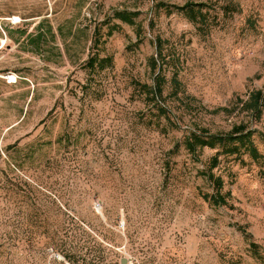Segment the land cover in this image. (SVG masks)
<instances>
[{
    "label": "rangeland",
    "instance_id": "rangeland-1",
    "mask_svg": "<svg viewBox=\"0 0 264 264\" xmlns=\"http://www.w3.org/2000/svg\"><path fill=\"white\" fill-rule=\"evenodd\" d=\"M260 89L264 0H0V264H264V159L185 148L248 123L264 155L238 106Z\"/></svg>",
    "mask_w": 264,
    "mask_h": 264
},
{
    "label": "trees",
    "instance_id": "trees-1",
    "mask_svg": "<svg viewBox=\"0 0 264 264\" xmlns=\"http://www.w3.org/2000/svg\"><path fill=\"white\" fill-rule=\"evenodd\" d=\"M162 5L163 3H159ZM200 6V5H199ZM191 4L185 5L183 7H178L179 11H187L189 14V19L191 22L198 24L204 20L205 15L202 13V9L198 10V14L194 9H191ZM138 16V13H131L128 11L116 12L114 18L126 23L130 26L136 27L137 23L135 18ZM119 29L118 25H113L110 27L108 36H112L114 32ZM142 31L141 26H137L138 35ZM25 33L22 34L24 36ZM98 37V34H96ZM98 39V38H97ZM96 39V40H97ZM99 40V39H98ZM155 46L157 49V57L153 56L150 59L149 66L151 70L157 74L155 82L156 85L154 89H151L148 85H143L144 89L150 90L152 94H154V98L159 100H164V91L165 84L168 83L167 76L164 74L163 65H168V60L166 59L165 52V41L158 37L155 40ZM108 62L112 64V59L104 58L100 59L99 55H93L89 58L87 66L90 69L96 68H104V64ZM177 77H173L171 79V83L173 85H179ZM192 100L189 97L188 102ZM240 104V112L246 113L250 116L252 122H259L264 115V89L255 90L251 92L248 96V99L242 100L238 99ZM219 112H230L228 108H219L214 111V113ZM257 133L256 130L250 128L248 123H241L233 127V129L227 135L216 134L213 135L209 133L206 129L202 130L200 133L193 132L191 133L185 141V148L187 151L193 155H196L199 150L204 148L216 149L221 148V151L218 154H227V155H235V154H249L252 159L258 161L260 159H264V155H262L258 149V147L254 143V136ZM262 140L264 142V135H262ZM219 159L215 156L211 161L210 172L207 174V177L210 181L213 182L215 193L214 194H205V201L209 202L214 206H228L229 199L231 197V193H224V180L222 177H217L213 170L218 166ZM248 236V235H247Z\"/></svg>",
    "mask_w": 264,
    "mask_h": 264
},
{
    "label": "built area",
    "instance_id": "built-area-1",
    "mask_svg": "<svg viewBox=\"0 0 264 264\" xmlns=\"http://www.w3.org/2000/svg\"><path fill=\"white\" fill-rule=\"evenodd\" d=\"M12 23L15 24L16 22H14V20H13Z\"/></svg>",
    "mask_w": 264,
    "mask_h": 264
}]
</instances>
